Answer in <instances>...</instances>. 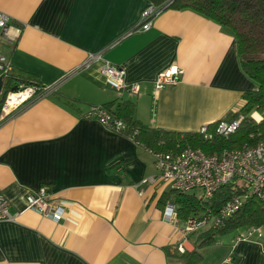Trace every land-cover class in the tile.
I'll return each instance as SVG.
<instances>
[{
    "label": "crops",
    "instance_id": "1",
    "mask_svg": "<svg viewBox=\"0 0 264 264\" xmlns=\"http://www.w3.org/2000/svg\"><path fill=\"white\" fill-rule=\"evenodd\" d=\"M149 5L0 0V11L11 18L14 40L1 46L11 73L54 86L0 123V194L14 215L0 221V264H184L177 244L193 250L196 235L183 236V221L163 218L168 203L161 197L169 188L157 179L148 149L86 115L130 99L143 125L198 132L231 117L256 84L240 66L234 34L199 13L169 8L147 30L131 32ZM89 53L121 67L139 92L107 85L99 62L71 73ZM170 68L179 71V81L156 89L158 73ZM41 187L64 207L59 222L27 208L26 193ZM239 230L211 264L228 257L264 264L262 238L237 240L245 229Z\"/></svg>",
    "mask_w": 264,
    "mask_h": 264
},
{
    "label": "trees",
    "instance_id": "2",
    "mask_svg": "<svg viewBox=\"0 0 264 264\" xmlns=\"http://www.w3.org/2000/svg\"><path fill=\"white\" fill-rule=\"evenodd\" d=\"M150 4L166 10H191L228 28L236 38L239 62L244 73L256 84V89L242 94L243 105L231 117L242 116L238 129L227 137L216 134L220 121L205 126L206 132H177L150 128L135 117V103L130 99H116L98 106L104 107L113 120L120 121L123 128L117 133L130 138L148 150L175 153L186 147L199 148L206 154L218 153L223 149H242L264 141V120L256 123L251 113H264V0H149ZM32 75V74H31ZM26 77V76H25ZM21 78L12 74L3 76L0 107L4 96L12 88L13 80L32 85L38 90L44 87L33 77ZM19 85L18 83H15ZM2 120L0 119V123ZM208 135L205 137V135ZM244 195L239 210L227 218L220 226L204 230L196 235L194 248L178 255L184 264H208L204 261L202 247L216 244V234L249 227H259L264 231V202L239 181L229 182L219 187L207 201H201L194 192H179L168 189L163 193L162 203L175 206L180 220L215 212L234 195ZM264 242V238H262ZM177 255V254H176ZM233 264H236L233 262Z\"/></svg>",
    "mask_w": 264,
    "mask_h": 264
},
{
    "label": "built area",
    "instance_id": "3",
    "mask_svg": "<svg viewBox=\"0 0 264 264\" xmlns=\"http://www.w3.org/2000/svg\"><path fill=\"white\" fill-rule=\"evenodd\" d=\"M162 8L150 4L142 12V23L138 28L147 30L151 26L154 16L159 14ZM11 18L0 11V77L8 75L10 66L7 57L2 53L1 46L14 40L8 33ZM130 32V33H131ZM99 62V72L110 87L126 92L128 95H136L139 85L125 81V71L102 58L101 53H89L84 61L71 73L90 68ZM180 79V73L176 68H170L158 73L154 86L161 89L166 85L175 84ZM14 86V85H13ZM12 86V87H13ZM54 86L44 87L42 90L32 85H17V90L12 88L6 93L0 107V119L3 121L15 110L28 104L33 99L51 93ZM96 119L102 125L118 132L123 128L120 121L113 120L109 112L102 106H95L86 115ZM255 121L264 120V113H251ZM242 120V116L233 120H220L216 128V134L227 137L235 132ZM205 133V126L199 130ZM208 135L206 134L205 137ZM154 158V164L158 171L157 179L164 183L170 190L179 192H194L201 201H207L213 193L222 185L239 181L247 189L253 192L258 199L264 202V141L252 147L242 149H223L218 153L206 154L199 148L186 147L178 152H159L148 150ZM148 179L144 180L146 182ZM27 208L43 215L54 222L64 218L65 209L60 204L48 200V194L44 187L36 191H29L25 195ZM244 201V195H234L223 203L215 212L207 211L201 215L190 216L179 226L184 237L197 235L198 233L220 226L227 218L234 214ZM163 218L166 222L178 225L180 219L173 204L168 203L163 210ZM14 215L9 211V203L0 194V221H13ZM264 238V231L259 227H249L236 237L237 240L252 238ZM177 251L185 252L182 243L177 244ZM225 264H233V259L228 257Z\"/></svg>",
    "mask_w": 264,
    "mask_h": 264
},
{
    "label": "rangeland",
    "instance_id": "4",
    "mask_svg": "<svg viewBox=\"0 0 264 264\" xmlns=\"http://www.w3.org/2000/svg\"><path fill=\"white\" fill-rule=\"evenodd\" d=\"M258 113L261 114L260 112ZM254 122L258 123L260 121L254 120ZM236 232H240V230L239 229L234 230V231L230 230L224 233H217L216 234V244H214L213 246L204 247L200 251L204 257V261L207 262L208 264H211L215 260L216 257H219L220 252L223 250V247L229 244L231 238L234 236Z\"/></svg>",
    "mask_w": 264,
    "mask_h": 264
},
{
    "label": "water",
    "instance_id": "5",
    "mask_svg": "<svg viewBox=\"0 0 264 264\" xmlns=\"http://www.w3.org/2000/svg\"><path fill=\"white\" fill-rule=\"evenodd\" d=\"M2 88H3V80L2 78L0 77V97H1V94H2ZM12 90H17V85H14L12 87Z\"/></svg>",
    "mask_w": 264,
    "mask_h": 264
}]
</instances>
